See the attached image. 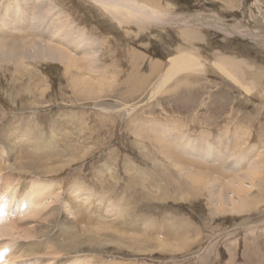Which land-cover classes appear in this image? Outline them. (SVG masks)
Masks as SVG:
<instances>
[{"label":"rangeland","instance_id":"rangeland-1","mask_svg":"<svg viewBox=\"0 0 264 264\" xmlns=\"http://www.w3.org/2000/svg\"><path fill=\"white\" fill-rule=\"evenodd\" d=\"M5 1L0 0V6H5ZM13 1L17 5L13 8L15 17H8L13 13L10 10L6 18L0 15L2 30L6 23L13 26L26 17L22 0ZM40 1L44 3L45 15L68 14L75 30L84 29L85 35L97 39L101 50L99 65L104 69L82 73L57 61L36 59L21 64L23 75L20 76L13 63L0 66V171H6V164L14 168L8 189L6 185L2 187L3 174H0V256H4L0 264H6L8 256L14 259V264H38L35 257H24L23 252L39 245L41 238L34 241L33 234L27 236L22 229L28 224L31 230H36V211L47 208L48 212L52 206L58 210L48 223L55 230L67 227L73 218L78 224L81 222L79 227H87L86 223L90 222L95 227L106 225L118 230L122 226L126 236L138 232L143 237L151 232L150 237L175 244L181 240L182 230L176 238L167 239L169 226L176 229L189 226L192 229L183 236L190 238L191 246L183 251L174 248L150 254L142 248L146 245L142 240L138 243L142 249L125 244L123 247L120 242H128L125 238L105 234L103 240H98L97 232H91L78 240L76 248L81 251L63 253L56 259L57 263L48 264H99V261L100 264H264V180L258 178L257 186L252 188L249 194L252 206L247 211H230L229 207L221 213L220 207L211 205L210 195L201 189L193 190L183 175V168L188 167V170H203L209 176V171L223 169L213 158L207 164V148L201 152L205 157L201 153L193 154L189 141L195 143L202 135L209 134L208 141L213 145L219 130H225L226 122H230L228 136L242 140L246 138L244 135L259 132L254 127L258 122L264 123V76L256 81L253 77L258 75L253 76L250 71L243 74L240 69L239 85L229 78L234 74L232 70L226 66L225 70H219L217 64L230 56L264 69L261 68L264 66V0H155L161 13L198 15L209 20L213 17L222 19L229 27L238 22L248 24L253 38L231 31L221 33L213 26L197 23H185L174 29L149 20L121 23L90 0H51L56 7L51 12L46 0ZM187 35L197 37L189 43ZM180 61L187 66L185 70L167 80L163 87L159 86L164 75ZM223 72L229 74L228 78ZM80 77L93 86L91 94L86 86L79 85ZM80 87L87 93H81ZM223 106L214 128L210 127L211 118ZM26 131L34 133L32 142ZM171 132L183 136L182 146L168 142L172 139ZM254 144H259L263 151L264 137L247 146H237L235 151L241 154ZM212 145L210 155L215 152ZM168 148L172 153L167 154ZM173 151H178L177 164L172 162L176 158ZM188 161L194 163L193 167L191 163L187 165ZM222 171L225 173V168ZM219 174L214 176H220L221 180H216L223 186L221 189L228 190L230 179ZM210 177L213 178L212 174ZM35 185L42 187L44 193L39 198H30ZM78 186H84L82 191ZM49 188L54 189V194L50 195ZM28 197L32 203H38L36 207L31 206L30 199L26 200ZM75 199L76 203H83L81 216L72 208ZM13 210L21 213L14 216ZM82 216L86 217L84 221L80 220ZM128 219L138 228L133 234L124 228ZM10 220L17 221L18 231L11 229ZM26 237L32 240L27 241ZM83 242L85 246L81 247Z\"/></svg>","mask_w":264,"mask_h":264},{"label":"bare ground","instance_id":"bare-ground-1","mask_svg":"<svg viewBox=\"0 0 264 264\" xmlns=\"http://www.w3.org/2000/svg\"><path fill=\"white\" fill-rule=\"evenodd\" d=\"M90 1H92L93 3H95L97 5H101L102 7H104L106 9L105 11L108 12L109 16H111V18L113 20H117L121 23H128V24L142 23V22L147 23V20H149V21H151L150 23L153 22V24H157L159 26H163V25L172 26L173 27L172 29H174V27L177 28V26L179 28L180 25L183 26L185 23L190 24V25L197 23V24H201L203 26H206V25H208L210 27L213 26L217 30H219L221 33L228 34L227 31H231V34H238V35L242 34L243 36L245 34V36H247V37L248 36L252 37V38L254 37V34L248 31L249 28L247 26L248 25L247 23H246L247 25H243V24H240L238 22L237 24L233 25L232 27H229L228 25H226L224 23V21L222 19L219 20V19H216L213 17H211L209 20V18L207 19V17H200L198 15H195L193 17L192 16L186 17V16H184V15L182 16L180 14L179 15L167 14L166 12L161 13L160 11H158L159 9H158V6H156L155 0H145V1L143 0V2L141 0L140 1L138 0L137 2H136V0H90ZM5 2L6 3L3 4V5H5V6H3L4 8L2 6H0L3 8L2 12L0 11V15L3 16V18H6V16L8 15L7 12H9V10H10L13 13L11 15H8V17H15V14H14L15 11L13 10V8H14V6H17L16 3L13 0H8V1L6 0ZM145 2L150 3V5L149 6H148V4L146 5ZM1 4L2 3H0V5ZM21 5H23L25 7L24 13H25L26 17L24 18L23 22H21L19 24H13V26H11L9 23H6L3 26V30L0 29V66L4 65L5 63H8V64L13 63L15 65L16 69L18 70V72H20V74H21L20 76L23 75L21 72L22 70H20L21 64L27 63L30 60H36V59L37 60L38 59L43 60L44 62L45 61H50V62L57 61L59 63L64 64L67 69L71 68V67H75V69L81 70L82 73H84L86 71H88V72L89 71L90 72H100L104 69L101 66V64L99 65V61H100L99 58H100L101 50L99 48L100 46L98 45L97 39L85 35L84 29L82 30L81 28H79L78 30H75V27L73 26V22L70 21L68 18L69 17L68 14L64 15L62 12H59V14H57V12L55 11L56 13L54 15H52L53 13L45 15V12L43 9L44 3H42L40 0H22ZM46 5H48V11L49 12H51L53 9H56V7L53 5L51 0H46ZM151 5H153V6H151ZM46 20L49 22H47ZM17 26H19L18 29H17ZM230 29H232V30H230ZM188 34L191 35L192 33L191 34L188 33ZM181 36H182V34H181ZM187 37H188V42L190 43L191 41H195L197 36H188L187 35ZM72 43H73V45H72ZM74 53H80L81 56L76 57L73 55ZM228 57H230V56H228ZM228 57H225L222 59V64L221 63H217V64L219 65V70H222V69L225 70L224 66H226L228 69H230V71L231 70L233 71V73H234L233 76L232 75L229 76L228 70H226V71H228V73L223 72L226 75L225 77L228 78V76H229L231 82L234 81V82L238 83L239 85L241 84L240 82H242V81L238 80V78H239L238 71L240 69H241L243 74L248 73V71H250L251 73L254 74L253 76L258 75L255 77L252 76L256 81H259L258 79H261V77L264 76V69H259L258 66H255V65H252L249 63H248V65H246L245 60L243 61L239 57H231V58H228ZM248 62H249V60H248ZM175 66L176 67H172L164 75V77L161 79V82H160L161 85H159V86L163 87V85H165L167 80L169 81L170 78L174 77L175 75L179 74L181 71L185 70L184 69V67H185L184 63H182L181 61L178 62ZM87 67L90 69H88ZM153 67L159 68L157 66H153ZM261 68H264V66L261 65ZM154 73H155V71H154ZM221 73H222V71H221ZM243 74H241V75H243ZM20 76L16 75V77H20ZM82 76L84 77V75H82ZM80 78H81L80 80L82 82L79 85L86 86V89H88V93L91 94L93 92V90L91 89L93 86L89 83V80H87V79L83 80L82 77H80ZM134 82H136V81H134ZM140 82L142 83V81H140ZM138 84H139V82H138ZM254 85L255 84L253 83V87H254ZM26 89H28V88H26ZM79 89H80L81 93L84 92L83 87H80ZM240 89H241V87H240ZM99 90H101V89H99ZM94 92L97 93L98 91H94ZM102 92H104V91H102ZM96 93H95V95H96ZM79 96H83V94H79ZM223 110H224V106L222 107L221 111L215 113V116L213 117V119L211 118V120L209 122L210 127L213 126V128H214V125H215L216 121L218 120V116L222 115ZM212 113H214V112H212ZM260 115L261 114H259V116ZM257 121H259V120H257ZM229 126H230V122L224 123V129L225 130H219L218 135L214 139L213 145H212V143H210L208 141L210 138L209 134L207 136L202 135V137L199 138L195 143L189 141V143H192L193 154L199 155L203 150H206L205 148L208 149L206 151V152H209V155L207 153L208 159L206 158L207 164H209L208 163L209 161L212 162L211 158H213L214 162L217 161V162H219V164L223 165L222 167H223V169L225 168V173L222 171L223 169L218 170L217 172L222 175L221 177L224 176L225 179H227V178L230 179L231 183L228 181V183H230V185L228 186V190L221 189V188H223V186L219 182L221 180V179L219 180L220 176L219 177L214 176L215 173H217L216 170L215 171H209L213 176V178H211L210 177L211 174L209 176L208 174L202 173V172H204L203 170L197 171L196 168H195V170H191V169L188 170L190 167H188V169L183 168V175H184V178H186L188 180V182L190 184L189 186H191V188L193 190L196 189V191H199L200 189L206 191L211 197L210 198L211 205L215 206V207H220V208H218V210H220L221 213L223 211H225L226 208L227 209L231 208L230 211H232V210L239 211V212L247 211L248 208L252 206L249 202L251 200V198H250L251 195L249 196V194H251L250 192H251L252 188L257 186L256 183H257L258 178H260V179L262 178V180H264V150L262 151L263 148L259 144H254L253 146H250L248 149L246 148L247 149L246 152H243V153L240 152L241 154H239L238 152L235 151L237 146H242V145L247 146L248 144H250L251 142H254L255 140H258V141H259V139L262 140V137H264V123L258 122V124L255 125L254 127L258 128L259 132L254 133V135H251V136L249 134L244 135V137L246 136V138L245 139L243 138L242 140L239 138H236V137L228 136L229 135L228 133L230 132ZM26 134H27V137L29 138V140L32 142V140L34 139L32 134L34 135V133L32 132V134H30L28 131H26ZM39 137L42 138L41 135ZM167 137H168V135H167ZM170 137H172V139L169 138V139H171V141H168V142H170L171 144H174L178 147L182 146L180 144V138L182 140L183 136L179 137V136H177V134H173L171 132ZM231 138H232V141L227 140V139H231ZM165 140H166V138H165ZM182 142H183V140H182ZM160 144L163 147V143H160ZM179 144H180V146H179ZM44 145H46V144H44ZM157 145L160 146L159 144H157ZM207 145H209V146H207ZM210 145H212L215 149V152H214V154L212 153V155H210V152L212 150ZM27 146H29V145H27ZM186 147H187V145H186ZM168 149H167V154L172 153V151H171L172 149H169V150ZM10 150H11V148H10ZM44 151H46V150H44ZM238 151H241V150L239 149ZM181 152L184 153L183 150ZM9 153L11 155V152H9ZM176 153H174V151H173L174 158L176 157L175 160L172 161L174 163H176L175 161L178 158V155ZM167 154H166V152H164V156L168 158ZM200 155L205 157L204 154H202V153ZM209 159H211V160H209ZM14 160H17V159H14ZM6 161H7V159H6ZM8 161H7V163H8ZM201 161H203V159ZM184 163L181 162V164H184ZM190 163L191 162H189V164H187V165H190ZM196 163L198 164L199 162H196ZM192 164H194V163H191V167H193ZM6 165L8 166V168L6 169V171L3 170L4 173L0 171L1 172L0 174H3L1 177L3 182H4V184L2 183V187H3V185H6V186H8L7 187V189H8L9 186L11 185V183H9V180L12 179V177H13L12 174H14L13 173L14 168L10 167L11 166L10 164H6ZM199 167H201V166H199ZM21 172H22V170L20 171V173ZM233 177H235V178L233 179ZM217 178L219 181L216 180ZM22 179H23V177H22ZM229 179H227V180H229ZM11 181L12 180H10V182ZM78 187H80V186H78ZM83 187H80L79 190ZM71 188H73V187H71ZM49 189H50L49 190L50 195H51V193L54 194V191H53L54 189H52V188H49ZM224 189H225V186H224ZM89 190H88V193H89ZM6 191L7 190L2 191V192H6ZM80 191H82V190H80ZM80 191H78V192H80ZM31 192L32 193L30 195V198H31V196H34L35 198H39V196L43 195L44 190L42 189V187H40V186L38 187L35 185V187L32 189ZM90 193H93V191ZM91 195L93 196V194H91ZM160 197H161V195H160ZM30 198L28 197L26 200H28ZM74 201L75 202H73L72 208L76 209V212L81 216V213L83 212L81 204H83V203H81V202L76 203V199ZM29 202L32 203V199H30ZM37 204H38L37 202H34L31 204V206L36 207ZM118 204H120V203H118ZM22 205H24V204H22ZM11 206H12V204H11ZM49 206H51V205H49ZM7 207H8V205H7ZM91 207H92V205L89 206V208H91ZM27 208H29V207H27ZM22 209H24V208H22ZM31 209H33V208H31ZM46 209H43V208L40 209L39 208V210L36 211V213L38 214L37 215L38 220L36 222L37 225L35 224L36 230H31L30 229L31 225L29 226L28 224H25L23 229H22L24 234L27 236H30L31 234H33L31 236L34 238V241L36 238H38V239L41 238L39 245H36L32 248H27L23 252L24 257L25 256L35 257L36 260L38 261V264H42L43 260H47V262H45L44 264L50 263L49 261H53V262L57 263L56 259L61 258L62 257L61 255L63 253L67 254V253H72L73 251H81L80 249L76 248L77 246L79 247V245L77 244L78 240L85 237L86 235H88L91 232H97L96 235L98 237V240H103V237L105 234H112V235L119 237V238L120 237L123 239L125 238L128 240V242H123L121 240V242H120L121 245L125 244V245L131 246V247L132 246H134V247L138 246V249L144 248L146 251H149L150 254H153V252H155V251L159 252L160 250H167V251L172 250L173 251L174 248H178V249H176L178 251H183L185 248H188V246H191V241H189L190 238L186 237L187 235L183 236L185 234V232L192 229L189 226H184V227L178 228V229L174 228L175 226L174 227L169 226L170 228H168V230L165 234V237L166 236L168 237L167 239H169V237L176 238L177 235L182 230L181 240H178L175 244L171 243L170 241H165V240L161 241L157 237L152 238V237H150V236H152L151 232L147 233L145 231L146 233H144L142 235L143 237H140L138 232L137 233L134 232L136 235L133 234V231H136L138 228L135 227L129 219L127 220V223L123 224V225L125 226L124 228H127L129 232L132 231V234H133L132 236H126V231L121 230L122 226H121V229L119 228L120 230L116 229L118 227H116V228H113V227L111 228V226L105 227L106 225H104V227H102V226L101 227H95V226H93L94 224L91 225V222H90L91 220L90 221L88 220L90 222V224L86 223L88 225L87 227L86 226L84 227L82 225L79 227L77 225L81 224L80 220L82 219L84 221L86 219V217L84 218L83 216L80 218V220H78L80 222V224L75 222L72 218L69 221V224L67 225V227L61 226L60 229L55 230V227L50 225L48 222L52 221L56 217L55 213L58 210V208H57V206H55V207L52 206V208L48 212L45 211ZM226 211L228 212V210H226ZM19 212L20 211H17V213H16L14 211L12 215H14V216H16L17 214L19 215L21 213V212L20 213ZM127 215H128V213H127ZM8 217L9 216H7V218ZM33 217H34V215H33ZM127 217H129V215ZM93 218H95V217H93ZM12 219H14V218H12ZM57 219H59V218H57ZM134 219H137V218H134ZM0 220H1V216H0ZM8 220H9V218H8ZM17 221H13V220L11 221L10 225L12 227L11 228L12 230L18 231L20 229L19 226H17L18 225L16 223ZM83 221H82V223H84ZM187 221H189V220H187ZM189 223H191V222H189ZM50 226L53 228L52 230H50ZM181 226H183V225H181ZM152 228H155V227H152ZM139 230H141V229H139ZM48 232H49V234H48ZM153 232L155 233V230ZM9 234H11V232ZM26 238L28 239V237H26ZM57 238H58V240H57ZM150 238H152V239H150ZM30 240H32V239H30ZM30 240L28 239L27 241H30ZM110 240H111V238H110ZM140 240L144 241V244H146V245H144V247L141 244H138ZM106 241H109V240H106ZM105 243H107V242H105ZM109 243H111V241ZM112 243L115 244V241H113ZM256 243H257V241L252 242L251 244H252V246H255ZM125 245L123 247H126ZM83 246H85L84 242L81 244V247H83ZM141 246H142V248H141ZM2 257L4 259V256H0V260H2ZM6 259H7V260H5L6 264H14L12 262L14 260L12 257L8 256V257H6ZM100 263L101 262L99 261V264ZM81 264H85V263H81Z\"/></svg>","mask_w":264,"mask_h":264}]
</instances>
